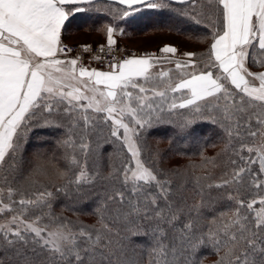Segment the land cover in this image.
Returning a JSON list of instances; mask_svg holds the SVG:
<instances>
[{"label":"snow or ice","instance_id":"snow-or-ice-1","mask_svg":"<svg viewBox=\"0 0 264 264\" xmlns=\"http://www.w3.org/2000/svg\"><path fill=\"white\" fill-rule=\"evenodd\" d=\"M116 2L126 6L121 10L122 19L142 8L170 9L167 0ZM176 2L190 6L181 15L197 24L202 23L201 17L208 22L205 27L211 29L210 37L197 39H210L211 43L200 63L191 59L195 56L191 52L185 53L189 60L175 61L178 72L173 75L171 70H154L162 58L173 62L167 56H133L119 61L113 57L109 71L85 67L79 57L61 59L70 51L61 40L66 22L74 13L90 10L67 6L92 5L94 0H0V215L10 214L0 223V249H13L16 264H103L119 249L106 222V218H113L108 215L109 202L117 198L121 206L127 200V210L113 208L115 219L131 223L130 217L142 215L158 221L151 229L158 245L152 248L156 264H180L181 258L183 264H198L199 249L208 245L218 255L216 264H264V179L260 178L264 177V72H252L248 67L250 60L264 67V0ZM104 30L111 50L117 30L111 24ZM100 51H104L103 45ZM176 52L169 45L160 49L162 54ZM178 109L189 112L177 125L181 132L196 120H209L227 137L224 152L231 150L243 166L233 167L230 175L224 173L219 181L200 187L201 198L194 206L197 219L188 220L178 230L175 239L179 247L175 243L169 247L164 242L167 230L161 225L167 223L175 229L183 209L174 207L172 181L162 180L158 174L163 169L154 170L142 159L141 135L156 124L171 123L166 116L176 115ZM55 116L66 118L68 125L57 122ZM101 125L110 129V135L93 148L91 136L103 131ZM41 126L66 127L67 134L58 146L65 149L61 159L67 167L56 169L63 181L53 184L56 193L65 192L70 185L91 184L97 178L114 180L130 189L134 199L117 189L95 209L101 229L83 225L74 229L61 221L52 211L55 193L47 187L30 198L22 191L21 182L17 181L20 187L11 186L23 170L29 133ZM248 139L252 143L246 142ZM104 144L113 145L114 154L122 159L121 166L110 164L111 171L101 177L97 165V171L90 175L87 158L92 152L99 156ZM77 152L84 156V163ZM200 157V167H217L203 152ZM29 163L26 179L47 174L50 161L40 153ZM230 163L236 166L238 160L230 159ZM253 165H258V171ZM246 177L256 190L249 199L240 194ZM209 179L210 175L195 178L197 185ZM153 186L155 193L150 191ZM213 188L228 191L210 202L205 199V189ZM217 203H227L228 207L211 217L207 232L197 234L198 218L204 216L205 209L215 213ZM45 218L50 223H44ZM45 253V259L39 260ZM0 264L4 259L0 258Z\"/></svg>","mask_w":264,"mask_h":264},{"label":"trees","instance_id":"trees-1","mask_svg":"<svg viewBox=\"0 0 264 264\" xmlns=\"http://www.w3.org/2000/svg\"><path fill=\"white\" fill-rule=\"evenodd\" d=\"M167 2L170 4V9L142 8L141 11L123 19L121 18V10L126 6L120 5L116 0H94L92 5H68V8L84 7L90 10L71 15L63 28V34L66 37L86 34L99 41L97 43H104L106 39L104 26L111 24L117 30L113 38L120 40V42L126 41L129 43L136 40L159 39V45L161 46L169 45L182 53H194L195 56L191 59L200 63L202 59H206L203 54L208 51L211 40L207 39L201 42L197 37H210L211 29L205 27L208 22L201 17L202 23L197 24L181 15V12L190 7L189 5L177 3L176 0H167ZM170 65L166 69L171 70L173 75H176L178 70L175 67L174 60ZM164 67L161 66L159 69ZM248 67L252 72H264V67L256 66L251 60ZM188 115L187 109H178L176 115L166 116V120H170L171 123L156 124L151 129L142 132L141 135L142 159L154 170L163 169L162 173L158 172L160 178L172 181L170 199L173 201L174 207L183 209L180 220L175 223V229L167 223L161 225L167 230L164 242L169 247L173 243L179 247V241L175 239L179 235L178 230L188 220L197 219L194 206L198 204L201 198L200 187L212 181H219L224 173L230 175L233 167L243 166V162L239 161L238 157L233 156L231 150L224 152L227 137L218 125L212 124L209 120L205 118L196 120L185 131L181 132L177 125ZM205 116H207V112H205ZM54 119L62 125H68V120L62 116H55ZM101 127L103 128L102 132L98 131L91 136L93 148H95L97 142L102 143L110 135L108 127L103 125ZM66 134V127H35L29 133L24 147L23 157L25 163L23 170L11 186L20 187L17 181L21 182L23 184L22 191L30 198H35L33 196L34 192L43 191L47 187L55 193L52 200V211L55 216L61 218V221H67L74 229H78L82 225L90 229H101L102 225L98 222L95 209L102 201L107 200L108 195H114L115 191L119 189L125 192L128 199H134V197H132L130 189H125L122 184L103 178H97L91 184L70 185L65 192L56 193L53 184H63V181L58 179L56 169L67 167L65 161L61 159L65 149L59 147L58 142L63 140ZM77 140H79V137H77ZM246 142L252 143L250 139ZM201 152L205 157L213 160L217 167L213 168L211 164L200 167ZM36 153H40L45 161H50L46 165L47 174L26 179V177H29L31 168L29 161H35ZM99 153L98 156L96 152H92L87 158V169L90 175L97 171V165H99L101 177L107 176L111 171L110 164L116 167L121 166L122 159L114 154L113 145L104 144ZM109 153H113V155L110 157ZM243 154L248 155L247 152ZM77 156L81 163H84V156L79 152H77ZM230 159H237L238 165H231ZM124 162L129 161L125 160ZM190 165H196L197 167L193 168ZM252 167L258 171V165ZM208 175H210L209 180H201L200 185H197L196 177ZM260 178L264 179V177ZM33 180L35 181L34 184L32 183ZM245 185L246 187L241 189L240 194L245 199H249L256 190L248 185L247 177ZM150 191L155 193L157 190L153 186ZM225 191L228 190L213 188L209 191L205 189V199L212 202L213 198L220 196ZM261 194H264V190L261 191ZM15 198L19 199V195ZM118 200L119 198L109 202L108 215L113 218H106V222L111 228L110 236L112 240L119 242V249L115 256L109 257L103 264H156L157 257L152 252V248L158 245L153 238L151 229L158 221L155 219L146 220L142 215L140 217H130L131 223L123 218L115 219V213L112 212L113 208L123 207L124 210H127V200H125L123 206L119 205ZM159 203L164 206L165 201L161 200ZM149 207H152L151 204H149ZM214 207L215 213L205 209L204 216L198 218L197 234L207 232L211 217L219 211L225 210L228 204L217 203ZM231 207H235V205L232 204ZM255 207L259 208V205L257 204ZM35 214L37 213H33V215ZM9 215H0V220L4 222L9 218ZM228 215L230 216L231 212ZM44 223H50V221L45 218ZM136 230H139L140 234L134 235L133 232ZM10 256L13 257L11 261L8 259ZM170 256L171 253H169ZM45 257L46 253L38 259L44 260ZM0 258L4 259V264H16L13 249H0ZM197 258L198 264H216L218 255L208 245L199 249ZM180 264H183L182 258Z\"/></svg>","mask_w":264,"mask_h":264},{"label":"built area","instance_id":"built-area-1","mask_svg":"<svg viewBox=\"0 0 264 264\" xmlns=\"http://www.w3.org/2000/svg\"><path fill=\"white\" fill-rule=\"evenodd\" d=\"M66 49H70V51H66L65 54L73 55L75 57H79L80 63L88 68L92 67H103L108 66L110 63L114 62L113 57L116 58L117 61L123 60L126 58L141 57V56H162L163 54L160 51L155 50H146L141 48H135L131 46H124L121 44H114L111 50L108 46L104 44H98L94 42L89 43H81V42H70V43H62ZM104 46V51H100V47ZM84 46H89V50L85 51ZM94 57H100V59H95Z\"/></svg>","mask_w":264,"mask_h":264},{"label":"rangeland","instance_id":"rangeland-1","mask_svg":"<svg viewBox=\"0 0 264 264\" xmlns=\"http://www.w3.org/2000/svg\"><path fill=\"white\" fill-rule=\"evenodd\" d=\"M113 39L116 41L117 44L118 43L119 44L122 43L121 45H124V46H130L131 45V47L141 48V49H146V50H155V51H157V49L161 48V45H159V42H160L159 39H157V40H149V41H146V40H143V41L142 40H138L137 41L136 40V41H130L129 43L126 42V41H123V42L121 41L120 42V40H116L115 38H113ZM67 41H69V42L76 41V42H82V43H84V42H91V43L92 42H94V43L99 42V41H96L95 38H93V37L91 38L90 35H86V34H78L75 37H67ZM106 42L107 41L105 39V43ZM185 53H188V52H185ZM185 53H182L181 51L177 50V52L175 53V56L171 55V58H179L178 60L182 61V62L183 61H187V60H189V58H187V56H185ZM151 57L153 59L156 58V57L154 58V56H151ZM162 59H161L160 63L156 65V68L154 69L155 71L160 70L161 68L159 69V67H161V66L162 67L165 66L163 69H166V67L171 66L170 63H168L166 60H162ZM106 69L109 70V67H106ZM176 144H177V142H176ZM131 166L134 167V164H132ZM0 223H3V221L0 220Z\"/></svg>","mask_w":264,"mask_h":264},{"label":"crops","instance_id":"crops-1","mask_svg":"<svg viewBox=\"0 0 264 264\" xmlns=\"http://www.w3.org/2000/svg\"><path fill=\"white\" fill-rule=\"evenodd\" d=\"M61 40H62V42H67V37L64 36V34H63V29H62V34H61ZM68 42H69V41H68ZM106 43H107V42H106ZM164 46H165V45H164ZM164 46H161V48H163ZM171 55H172V56H175V54H167L166 56L171 58ZM60 58H61V59H71V58H74V57L71 56V55H66V54H64V55H61ZM187 58H188V57H187ZM178 59H179V58H171V60H172V61L174 60V62L177 61ZM162 60H166V61H167V59H162ZM95 69H97V70H99V71H109L108 69H106V67H105V68H95Z\"/></svg>","mask_w":264,"mask_h":264}]
</instances>
